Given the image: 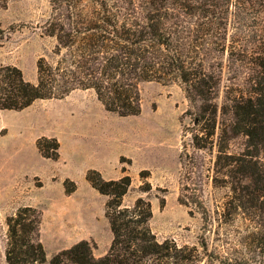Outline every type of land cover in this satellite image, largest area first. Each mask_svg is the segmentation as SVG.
<instances>
[{
  "label": "trees",
  "instance_id": "trees-1",
  "mask_svg": "<svg viewBox=\"0 0 264 264\" xmlns=\"http://www.w3.org/2000/svg\"><path fill=\"white\" fill-rule=\"evenodd\" d=\"M11 1L0 0V7ZM49 1L43 33L56 39L55 57L38 59L35 82L20 67L1 65L0 110H23L39 99L93 89L106 110L137 116L143 82H180L189 102L186 113L193 114L192 147L215 152L214 184L229 189L234 210L258 215L263 223L264 0ZM237 138L242 147L234 150ZM36 145L43 157L60 158L57 137L41 136ZM180 161L183 172L202 168L185 144ZM122 171L109 179L95 168L86 172L89 184L108 197L112 241L105 254L97 256L91 241L82 239L49 257L41 239L42 212L25 205L6 218L8 264H200L197 245L158 239L148 198L123 205L132 176ZM150 176L149 169L140 171L143 193L153 188ZM63 184L68 195L78 188L71 178ZM189 198L179 195L187 206ZM202 247L206 251L207 243Z\"/></svg>",
  "mask_w": 264,
  "mask_h": 264
},
{
  "label": "rangeland",
  "instance_id": "rangeland-1",
  "mask_svg": "<svg viewBox=\"0 0 264 264\" xmlns=\"http://www.w3.org/2000/svg\"><path fill=\"white\" fill-rule=\"evenodd\" d=\"M51 12L49 0H13L0 7V66L16 65L28 80H37L38 59L55 57L56 39L43 33ZM141 92L137 116L106 110L93 89L39 99L23 110H0V264H8L6 218L26 204L42 212L41 239L49 257L82 239L91 241L97 256L105 254L112 241L108 197L89 184L86 172L95 168L107 179L118 178L122 167L132 176L123 205L148 198L159 240L197 245L200 264H264V222L234 210L229 189L214 184L215 152L192 147L193 114L186 113L189 102L180 82H143ZM44 135L61 142L58 160L38 150L36 140ZM183 144L202 166L195 173L182 170ZM241 147L242 138L232 141V149ZM143 169L151 172L149 193L140 190ZM66 178L78 185L70 195ZM219 181L224 182L222 176ZM181 193L193 201L189 206L180 203Z\"/></svg>",
  "mask_w": 264,
  "mask_h": 264
},
{
  "label": "crops",
  "instance_id": "crops-1",
  "mask_svg": "<svg viewBox=\"0 0 264 264\" xmlns=\"http://www.w3.org/2000/svg\"><path fill=\"white\" fill-rule=\"evenodd\" d=\"M26 205H31V206H34V204H26Z\"/></svg>",
  "mask_w": 264,
  "mask_h": 264
},
{
  "label": "water",
  "instance_id": "water-1",
  "mask_svg": "<svg viewBox=\"0 0 264 264\" xmlns=\"http://www.w3.org/2000/svg\"><path fill=\"white\" fill-rule=\"evenodd\" d=\"M196 123H197V120H196Z\"/></svg>",
  "mask_w": 264,
  "mask_h": 264
}]
</instances>
